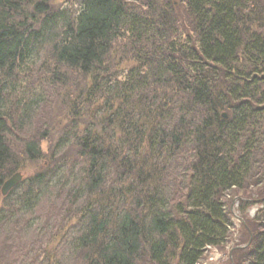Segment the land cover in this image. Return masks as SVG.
Listing matches in <instances>:
<instances>
[{
    "label": "trees",
    "instance_id": "obj_1",
    "mask_svg": "<svg viewBox=\"0 0 264 264\" xmlns=\"http://www.w3.org/2000/svg\"><path fill=\"white\" fill-rule=\"evenodd\" d=\"M133 1L79 0L73 16L53 11L49 0H0V189L6 172L15 170L13 156L21 151L15 150L17 140L20 155L33 161L42 155L37 140L12 132L15 120L5 107L17 73L39 61V73L55 70L50 82L55 91L66 89L64 102L75 117L73 132L66 131L72 141L66 136L61 146L76 151L75 163L63 169L73 172L77 156L88 164L81 169L84 187L75 184L73 173L75 178L63 185L78 208L98 209L89 212L83 233L70 242L75 252L84 250L86 264H137L144 256L152 264H199L207 246L227 240L225 197L234 191L242 193L243 210L263 206L250 222L255 229L247 228L248 235L253 232L247 259L264 264V0H150L146 17L129 14L130 5L142 7ZM179 4L189 13L187 24L178 25ZM125 38L135 40L126 56L133 54L138 68L155 73L154 78L131 70L118 82L109 74L114 44ZM47 46L50 54L38 60ZM50 58L56 68L51 69ZM35 70L28 72L31 79ZM185 147L190 174L183 185L189 191L172 212L169 193L152 189L153 182L141 186L149 176L157 183L163 177L164 169L157 166L161 152ZM146 148V166L132 162L131 154L141 156L138 151ZM109 182L117 194L99 205ZM133 186L138 192L131 202ZM186 203L190 210L181 208ZM165 231L173 247L169 256L163 243L137 246L141 237L156 242Z\"/></svg>",
    "mask_w": 264,
    "mask_h": 264
},
{
    "label": "rangeland",
    "instance_id": "obj_2",
    "mask_svg": "<svg viewBox=\"0 0 264 264\" xmlns=\"http://www.w3.org/2000/svg\"><path fill=\"white\" fill-rule=\"evenodd\" d=\"M149 1L150 0H136L135 2L134 0L131 4L136 5L137 3V6L141 5L142 7L138 9L134 5V8L130 5L132 11L129 10V14L131 16L137 14L140 15L139 17H146L145 13L149 8L145 5V2ZM49 5L53 11H64L73 16L80 8L79 0H49ZM184 6V4H179L177 7L178 25H181V23L187 24L184 18L188 17L189 13L185 10ZM28 9L29 11H33L32 7H28ZM191 28H193V26ZM191 28L188 29L192 30ZM189 33L193 35L192 31H189ZM128 38L121 39L114 44V54L112 59L108 62L109 74H111L114 79L118 78V82H123L128 79V76L130 77L134 72L131 70H140L146 77L151 79L154 78L155 73L138 68L139 63H136L133 54L126 56L128 54V49H131L133 44H135L134 39H130L131 41H129ZM139 40H137L140 42L137 46H139V50H141L144 47L141 44L143 39ZM47 47V49H41V58L38 60L44 58L46 54H50L49 49L51 48L50 46ZM49 62L51 63L50 66H52L51 69L56 68V61L54 59L50 58ZM34 64H36L34 67L30 66L27 70L17 73L16 83L6 91L7 102L5 107L9 109L10 116L15 120L13 121L14 123L11 121L13 126L10 123L12 132L13 129L18 135L23 132L26 135H30V139L39 141L42 155L40 158L35 159V161L26 158L24 155H20L19 153L23 152V149L21 147L22 144L17 140L16 143L18 146L15 150L19 149L21 151L14 153L13 160L15 163V170L6 172L4 182L13 176L15 172H21L23 180L19 186L14 187L11 192L8 191L5 195L2 193V188L0 189V264H84L86 260L84 250L83 252L82 250L79 251V253L77 251L75 252L74 249H77V246L70 242H72L74 238L81 236L80 234L83 233L84 225L88 221V216L98 209H89V214L88 209L87 211H83L84 209L78 208L77 202L73 203L72 199H70L69 186L64 188L63 185H67V183L71 182V179L75 178L70 177L71 173L78 176V183H75L76 185L82 183L80 182V178L83 176L81 169L84 168V171H86L85 167L88 164L85 159H80L77 156L76 167L73 172L68 173V168L63 169L64 161L57 160L60 156L62 150L61 146L64 143L65 137L67 136L68 140L72 141L70 135H67L66 131L73 132L72 127L75 125V117L70 116L71 107L69 109L67 103L64 102L65 99H67V97H65L66 89H64V92L63 90L55 91L53 84L50 82L49 77L52 76L55 70L47 74L43 69L44 74L39 73V61ZM140 66L141 65H139V67ZM32 68L36 70L32 72L34 75L31 79L28 72ZM44 78L45 84L43 83ZM68 79L71 80L70 82L76 81L73 76H69ZM108 79H111L110 76L107 80ZM46 81H49V83L46 84ZM30 86L34 88L32 91L28 89ZM92 106L90 110L96 109V107L98 108V106ZM84 109V105H82V110ZM84 111L81 112L84 113ZM90 117H93V115H90ZM98 117H100V115H98ZM82 130L83 129L79 127L80 136ZM110 133L114 135L112 131ZM76 139H74L75 142ZM138 153L141 156L134 153L133 155L131 154L130 159L132 162L138 164L142 162V164L144 163L145 165H143L146 166L144 157L150 154V152H147L146 148L138 151ZM161 154L162 156L159 158L160 160L157 166L159 169H164L162 174L163 177L160 179L159 183H157L158 180L154 176L149 177L153 179L152 189L157 186L159 189H163V191L170 194L169 207L172 209V212H175V210L178 211V204L184 203L185 197L189 191L188 186H184L183 182H187L189 179L188 176L190 173L188 174L187 172V166L190 161V156L186 147L169 155L165 152H161ZM71 155H76L74 149L71 150ZM23 164L25 165L24 167ZM60 164H62V167ZM58 166L60 167L58 168ZM49 174H54L53 178L50 177ZM39 175H41V177ZM135 177L139 178L140 176ZM135 177L133 176L134 179ZM136 181L137 183L140 182V180ZM40 182L42 184H40ZM142 184L144 186H141V189H144L147 187L148 183L144 181ZM71 185L74 184L72 183ZM115 186L112 187V183L109 182L105 186V188L108 187V189L103 188L102 192H108V194H110L112 190L117 188ZM185 187L187 191L184 190ZM133 188L135 190L137 186H133ZM134 190H132L133 192L129 195L131 202L134 201V193L137 194L138 192ZM231 194V196L225 197V202L227 203L226 211L232 224L231 226L227 225L228 238L226 242L220 246H210L201 259L200 264H249L247 252L253 245V232L248 235L247 229L240 226L238 218L253 220L254 215L257 213L256 207L250 206L248 209L243 210L241 206V201L243 200L241 197L242 193L234 191ZM102 196L103 195H101L98 200ZM107 196L108 195L102 197L103 199L99 200L97 203H99V205L105 203L104 200L108 199L105 198ZM140 199L143 200L142 197H140ZM71 204L73 205L71 209L73 207L74 209H78V212L74 213V215L73 212H69L73 217L66 213L67 209L70 211ZM129 205H131V203ZM120 208L124 210V208ZM140 211L143 212V209L141 208ZM81 212L83 214L85 213V219L80 224L79 219H81ZM248 227L253 230L256 225L251 227L250 224ZM43 252H45L44 257V254H41ZM137 264L152 263L149 261V258L145 256L144 259H140Z\"/></svg>",
    "mask_w": 264,
    "mask_h": 264
},
{
    "label": "bare ground",
    "instance_id": "obj_3",
    "mask_svg": "<svg viewBox=\"0 0 264 264\" xmlns=\"http://www.w3.org/2000/svg\"><path fill=\"white\" fill-rule=\"evenodd\" d=\"M64 12V11H63ZM39 65L41 66L42 64H40L39 63ZM105 66H108V65H105ZM40 68V67H39ZM31 81V80H30ZM29 81V82H30ZM32 89H34L33 88V86H32ZM73 135H76V134H73ZM39 142V141H38ZM40 143V142H39ZM40 145V144H39ZM40 149H41V145H40ZM73 156L71 155V150H70V148L69 147H67V146H65V147H63L62 148V150H61V152H60V156L58 157V161H64V163H63V166H68V165H71V164H74L75 162H73V158H72ZM61 165V167H62V164H60ZM25 165L23 164V167H24ZM139 166H141L140 164H139ZM58 167H60V166H58ZM16 174H18L20 177H22L23 178V176H22V174H21V172H15L14 173V175H16ZM50 175V177H52L53 178V176H54V174H49ZM12 177V176H11ZM11 177L9 178V179H11ZM21 178V180H19V181H17V183H16V185H15V187H17V186H19L20 184H21V181L23 180ZM57 178V177H56ZM9 179H7V181L9 180ZM151 182H153V179H152V177H148V179H147V183H148V185L151 183ZM6 183V181L3 183V186H4V184ZM183 183H186V181H184ZM40 184H42V183H40ZM39 184V185H40ZM185 185V184H184ZM80 187L82 188V187H84L83 186V184H80ZM14 189V187L13 188H11V189H9V191L11 192L12 190ZM104 189H108V187L107 188H105L104 187ZM81 193H82V191H81ZM146 192H143V194H145ZM110 194H117V192H115V190H112L111 192H110ZM101 195H103L102 197H104V196H106V195H108L109 196V194H108V192H103V193H101ZM105 198H107V197H105ZM117 198H119V197H117ZM116 198V199H117ZM107 201V200H106ZM119 201V200H118ZM70 204V203H69ZM253 206L252 207H256V211H257V213L254 215V219H256V216H257V214L261 211V210H263V206L262 205H260L259 203L258 204H252ZM105 206H106V204H105ZM71 207H72V205H70V211H68V209L66 210V213L69 215V216H71V217H73L71 214H69V212H73V215H74V213H76V212H78L77 210L78 209H74V207L71 209ZM131 207V206H130ZM185 207H187L189 210H190V207L188 206V203H186L185 205H184V207H181L183 210L185 209ZM122 208H123V206H122ZM132 209H134L135 207L134 206H132L131 207ZM182 209H180V210H182ZM82 210V209H81ZM123 210V209H122ZM121 212H123V211H121ZM84 219L85 218H82V219H79V221H80V224H81V222L82 221H84ZM230 219V218H229ZM239 219V221H240V226H242V227H244V228H248V225L250 224V222L252 221V220H245V219H240V218H238ZM253 219V220H254ZM88 220H89V218H88ZM257 220V219H256ZM88 222V221H87ZM180 221H178V223H179ZM115 225H119L118 223H114ZM229 226H231L232 224H231V222L229 221ZM85 225H86V223H85ZM84 225V226H85ZM145 226L146 225H144V229H145ZM168 231V230H167ZM228 238V237H227ZM168 239H170L169 238V235L166 233V231L163 233V234H161V235H157L156 236V240H158V241H156L155 239H154V241H156V242H152L153 241V239L151 238V241H147V242H145V238L144 237H141L140 238V240H139V242L137 243V246H143L144 248L146 247V248H151L152 246H154V245H157L156 243H163L164 245H166V246H168V251H166L167 250V248H165V249H163V253H165V254H167V256H169V253L171 252V250H172V248L170 247V245L168 244ZM54 242H56V241H54ZM16 243V242H15ZM210 246H207L206 247V250H205V254H206V252L208 251V248H209ZM255 250H257L258 249V247H253ZM253 251V249L252 248H249V251ZM173 251V250H172ZM175 254H177V253H175ZM146 255V254H145ZM145 257V256H144ZM144 257L142 258V259H144ZM148 257V256H147ZM149 258V257H148ZM150 259V258H149ZM199 264H200V262H199Z\"/></svg>",
    "mask_w": 264,
    "mask_h": 264
},
{
    "label": "water",
    "instance_id": "obj_4",
    "mask_svg": "<svg viewBox=\"0 0 264 264\" xmlns=\"http://www.w3.org/2000/svg\"><path fill=\"white\" fill-rule=\"evenodd\" d=\"M22 177H20L18 174L13 175L11 177V179H9L8 181H6V183L4 184V186L2 187V193L3 195H5L9 189L15 187L17 181L21 180Z\"/></svg>",
    "mask_w": 264,
    "mask_h": 264
}]
</instances>
